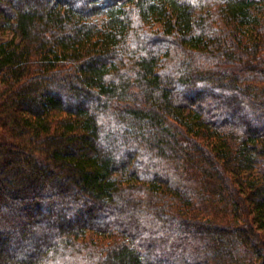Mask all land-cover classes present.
<instances>
[{"label":"trees","instance_id":"1","mask_svg":"<svg viewBox=\"0 0 264 264\" xmlns=\"http://www.w3.org/2000/svg\"><path fill=\"white\" fill-rule=\"evenodd\" d=\"M0 22V264H264V0Z\"/></svg>","mask_w":264,"mask_h":264},{"label":"rangeland","instance_id":"2","mask_svg":"<svg viewBox=\"0 0 264 264\" xmlns=\"http://www.w3.org/2000/svg\"><path fill=\"white\" fill-rule=\"evenodd\" d=\"M14 36V33L10 30L8 25H2L0 22V39H8ZM2 89V85L0 83V90ZM3 137L2 131L0 129V138Z\"/></svg>","mask_w":264,"mask_h":264}]
</instances>
